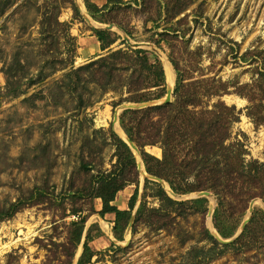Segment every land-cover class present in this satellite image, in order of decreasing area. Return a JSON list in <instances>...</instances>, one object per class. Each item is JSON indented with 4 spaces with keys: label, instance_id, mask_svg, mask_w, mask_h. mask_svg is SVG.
I'll return each instance as SVG.
<instances>
[{
    "label": "rangeland",
    "instance_id": "1",
    "mask_svg": "<svg viewBox=\"0 0 264 264\" xmlns=\"http://www.w3.org/2000/svg\"><path fill=\"white\" fill-rule=\"evenodd\" d=\"M180 1L185 4L186 0ZM76 2L0 0V210L27 197L37 186L46 187L49 193L45 202L28 204L13 217L0 219V264H77L82 243L72 257L68 236L69 224L79 220L80 214L72 213L71 208L76 205L87 214L90 202L75 199L69 195L70 190L82 186L87 178L81 168L84 158L92 160L95 169L110 170L116 161L110 128L117 130L114 116L119 106L133 102L125 100L129 93L122 83L117 84L116 90L103 92L86 73L84 78L88 80L78 88L85 102L78 105L75 94L63 83L70 70V56L74 53L75 68L86 64L90 61V43L85 45L84 39L91 38L92 45L96 39L93 26ZM157 17L156 0L139 5L118 4L108 14L111 23L118 27L121 24L131 32L130 36L121 28L132 42L143 45L132 46L124 39L123 31L115 27L111 31L119 38L111 47L147 49L161 59L164 68V56L168 58L174 71L175 60L191 77L190 81L227 82L229 93L206 100V105L213 107L218 99L235 105L238 118L232 123L227 144L241 141L248 151V160L264 162V125L254 124L246 114L249 100L235 92L240 84L251 83L257 77V68L264 67V0H193L171 22H166L168 15L163 9V25L158 30L153 21L145 24L147 18ZM172 25L177 31H170L171 45L163 41L155 44L164 28ZM245 54L248 61L241 59ZM9 67L14 85H18L14 93L7 92L4 71ZM176 80L175 71L174 88ZM123 111H119V117ZM145 150L162 158L159 145H147ZM145 179L140 173L133 224L125 230L123 240L114 233L115 214L101 216L98 211L102 201L94 200L96 212L89 216L85 234L94 222L104 234L90 242L96 254L89 264H199L197 250L213 247L206 229L211 232L210 221H214L213 216L208 217V210L211 204L216 208L217 200L193 197L194 192L181 194L180 198L171 195L176 200H195V204L194 208L187 206L185 216H177L167 227L156 229L139 222L134 228ZM134 190V184L128 185L113 204L128 209ZM253 199H257L254 207L264 210V202ZM147 205L158 207L160 203L149 196ZM248 209L244 212L243 204L237 203L230 211L242 219V224ZM252 235L256 241L252 248L228 247L219 257L203 264H264V238L258 229Z\"/></svg>",
    "mask_w": 264,
    "mask_h": 264
},
{
    "label": "trees",
    "instance_id": "2",
    "mask_svg": "<svg viewBox=\"0 0 264 264\" xmlns=\"http://www.w3.org/2000/svg\"><path fill=\"white\" fill-rule=\"evenodd\" d=\"M137 5L147 0H132ZM131 1V2H132ZM158 17L147 18L146 22L153 21L158 30L163 23V9L171 22L179 13L183 12L193 0H156ZM124 0H108L102 7L92 0H84L91 17L101 23H111L108 14L118 4H131ZM186 5V6H185ZM75 14H78L74 6ZM56 23L61 25L58 18ZM119 27L132 35L121 24ZM101 42V48L106 51L86 64L75 68L74 53L70 56V70L67 72V81L63 80L66 88L77 97L78 105L85 102L78 88L83 84L86 73L90 81L97 83L103 92L117 88L118 83L126 89L129 96L125 100L144 102L159 99L165 96L167 75L161 59L144 48H118L111 46L119 36L108 29L92 28ZM155 44L166 42L171 45L170 31H177L172 25L164 28ZM174 37H177L174 34ZM197 55V52H193ZM243 61L249 56L242 55ZM177 74L174 88L175 100L171 103L159 104L142 109H126L119 117V123L124 132L138 146L143 163L148 174L163 179L170 189L177 195L189 194L200 190H211L217 197V206L213 213L214 226L224 238L233 237L242 219L234 216L230 209L237 203H242L244 212L249 208L253 198H260L264 202V162L257 159L248 160V153L241 141L227 144L231 138L232 123L238 115L235 105H228L218 99L213 107L206 105V100L215 96L229 93L227 82L223 80H194L184 69H181L175 60H172ZM19 67L20 61H17ZM7 80V92H16L12 69L4 71ZM251 83L240 84L235 92L246 97L250 104L247 106V116L256 126L264 125V67L257 68ZM204 82V83H202ZM119 87V86H118ZM15 95V94H13ZM91 104V103H90ZM113 144L116 147V161L110 170L99 167L95 169L92 160H82L81 168L86 175L83 185L70 190L75 199L85 198L90 202V211L83 214L81 207L73 205L71 212L80 214V219L69 225L68 243L72 249V257L82 243L89 216L96 212L93 202L100 198L102 208L98 211L101 216L114 213V233L118 240L124 239V232L133 217L139 196L140 171L137 159L130 145L110 128ZM147 145H159L162 148V158L145 150ZM95 169V170H94ZM145 192L140 205L136 210L134 228L139 222L152 225L156 229L167 227L177 216H185L187 206L194 208L195 200H176L164 187L154 179H145ZM135 185L133 195L129 200L128 209H120L113 204L117 194L128 185ZM49 195L47 188L35 187L27 197L11 202L5 209L0 210V219L13 217L28 204H40L46 201ZM156 198L160 205H147V197ZM201 199V198H199ZM74 204V203H73ZM245 215V213H244ZM243 216V215H242ZM258 229L264 238V210L254 207L250 221L241 234L232 242L221 243L206 229L208 237L214 242L208 250L198 249L195 254L199 264L219 257L225 248L236 247L239 250H248L256 245L253 230ZM104 234L97 222L92 223L86 231L84 249L77 264H89L96 251L90 245L96 237ZM222 248H220V247ZM193 252V250L191 251ZM202 253L205 255L202 257ZM208 255V256H207Z\"/></svg>",
    "mask_w": 264,
    "mask_h": 264
},
{
    "label": "water",
    "instance_id": "3",
    "mask_svg": "<svg viewBox=\"0 0 264 264\" xmlns=\"http://www.w3.org/2000/svg\"><path fill=\"white\" fill-rule=\"evenodd\" d=\"M76 4L78 5L79 9L82 11L83 16L85 17L86 21L89 22L93 26V28H98L97 26L93 25L94 19L91 17V15L89 14V12L87 10H86V12H84L81 9V7L79 6V4L77 2H76ZM115 27L118 28L119 30L123 31L120 27H118V26H116L115 24H112V23L102 26V28L108 29V30H112ZM123 33H124V31H123ZM123 37L132 46L138 47V46L143 45V43H140V42H132L131 39H130V37L126 33L123 34ZM173 97H174V83H171L170 81L167 80L166 95H165L164 98H162V99H160V98L159 99H153V100H148V101H144V102H130V103H124V104H122L121 106H119V108L115 112L114 124L119 123V111L120 110H126V109H142V108L151 107V106H155V105H159V104L170 103V102H172ZM116 132H117V130H116ZM120 137H122V136L120 135ZM122 139H124L130 145V147L132 148V150L134 151L135 156H136V159H137L138 169H139L140 173L143 175V177H145V178H148V177L149 178H153V179L161 182L164 185V187L168 190V192L170 193V195H172L173 197H178V198L183 197L181 195H177L176 193H174L170 189V187L167 184V182H165L163 179L148 174L147 171H146V169H145V166H144V163H143V159H142V156H141V152H140V149L138 148V146L129 138V136L126 133H125V138L122 137ZM136 154H139L140 160L137 158V155ZM192 196L193 197H203V196H206V197H212V198H214V200H217L216 195L211 190L195 191L192 194ZM256 200L257 199H253L250 202L249 209H248V216L243 221V223L241 224L240 229L238 230V232L233 237H231V238H224V237H222L218 233V231L215 228L214 224L212 223L214 229H212L211 227L210 228H211V233L213 234V236L219 242L224 243V244L234 241L241 234V232L245 228L246 224L250 221L252 212L254 210V206H255ZM214 210H215V204H211L210 207H209V210H208V217L209 218H212L213 213H214ZM132 224H133V217H132V219L130 221V224H129V227L128 228H130L132 226ZM85 235L86 234L84 233L83 241H82V248L83 249H84ZM81 254L82 253H80V254L78 253L77 254L76 261H78V258H80Z\"/></svg>",
    "mask_w": 264,
    "mask_h": 264
},
{
    "label": "crops",
    "instance_id": "4",
    "mask_svg": "<svg viewBox=\"0 0 264 264\" xmlns=\"http://www.w3.org/2000/svg\"><path fill=\"white\" fill-rule=\"evenodd\" d=\"M93 2H95L98 6H100V7H102L103 5H105L107 2H108V0H92ZM124 1H127V2H131L132 0H124ZM132 3H134L135 5H137L134 1H132L131 2V4ZM85 4V3H84ZM85 8H86V6H85ZM87 10V9H86ZM94 22H97L98 23V28H96V29H104V28H102V26L104 25V24H106L107 25V23H101V22H98V21H95L94 20ZM111 24V23H110ZM113 24V23H112ZM96 26V25H95ZM94 36H95V40H93L94 41V45H92V41L90 40L91 38H85L84 40V43H85V45H88V43H90L89 45H88V47H89V57H90V59H92V58H95L96 56H98V55H100V52H103L104 50L101 48V42H100V40L98 39V37L94 34ZM93 36V37H94ZM92 37V36H91ZM93 39V38H92ZM89 59V60H90Z\"/></svg>",
    "mask_w": 264,
    "mask_h": 264
},
{
    "label": "bare ground",
    "instance_id": "5",
    "mask_svg": "<svg viewBox=\"0 0 264 264\" xmlns=\"http://www.w3.org/2000/svg\"><path fill=\"white\" fill-rule=\"evenodd\" d=\"M79 2V3H78ZM78 4H80L81 6H82V10L84 11V12H86V9H85V4L83 3V1L82 0H78ZM79 5V6H80ZM80 6V7H81ZM164 61H165V71H166V75H167V80L168 81H170L171 83H174V81H173V79H174V77H175V71H174V69H173V67H172V65H171V62H169V60H168V58H166L165 56H164ZM228 100L230 101V102H233L234 101V98H232V97H228ZM115 129H117V132L122 136V137H124L125 138V133H124V130L122 129V127L118 124V123H116V128ZM137 155V158L140 160V156H139V154H136ZM211 198V201L212 200H214V198H212V197H210ZM210 220V219H209ZM211 222V224H210V227L212 228V229H214L213 228V224H212V221H210Z\"/></svg>",
    "mask_w": 264,
    "mask_h": 264
}]
</instances>
